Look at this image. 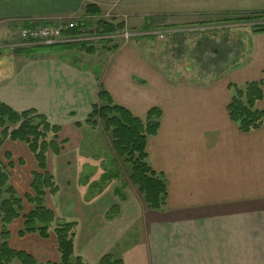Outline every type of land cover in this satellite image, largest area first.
I'll return each mask as SVG.
<instances>
[{"label":"crops","instance_id":"1","mask_svg":"<svg viewBox=\"0 0 264 264\" xmlns=\"http://www.w3.org/2000/svg\"><path fill=\"white\" fill-rule=\"evenodd\" d=\"M223 3L229 5L230 14H264V0ZM88 5L97 6L100 14L86 15ZM138 16L128 15L121 0H0V34L14 23L58 24L77 18L90 27L99 20L123 23L125 28L150 24ZM150 25L154 28L138 30L135 41L116 49L94 55L60 50L27 61L29 67L37 66L30 75L24 72L22 85H13L12 97L1 87L14 80L15 71L2 72L8 64L0 69L1 102L16 112L34 107L60 127L62 151L47 157L57 192L47 195L45 204L58 219L77 223L74 253L87 264H99L108 254L123 264H264V122L243 133L227 112L232 86L264 85V31L241 27L238 59L219 73L194 80L193 73L186 78L168 74L153 54L152 37L158 40L161 32L170 33L173 24ZM101 89L113 104L141 120L153 108L161 111L158 131L146 142L149 166L166 181L167 197L160 211L148 209L131 185L122 190L112 182L90 195L104 172L96 178L87 169L100 168L104 158L97 161L99 156L84 149H104L106 136L84 122L93 105L103 104L98 99ZM30 92L37 93L40 102L31 101ZM256 109L264 111V96ZM0 163L16 195H31L32 174L38 166L28 147L5 141ZM23 206L26 215L32 206L26 201ZM112 210L115 215L110 216ZM22 226V218L9 225L10 249L31 256L37 264H58L52 231L47 239L38 234L20 236Z\"/></svg>","mask_w":264,"mask_h":264},{"label":"trees","instance_id":"2","mask_svg":"<svg viewBox=\"0 0 264 264\" xmlns=\"http://www.w3.org/2000/svg\"><path fill=\"white\" fill-rule=\"evenodd\" d=\"M99 14L100 11L97 6L88 5L86 7V15L95 17ZM260 16H264V14ZM123 29H125L123 23L113 24L99 20L89 34L103 38V40H110L108 37ZM254 31H264V24ZM85 34L86 32L73 30L65 33L64 36L73 40ZM206 43L209 42L206 41ZM52 47H60L61 50L76 49L88 55L96 53L94 46L88 42L64 43L46 48ZM116 48V46L110 47V49ZM214 54L216 55L215 57L212 56L210 63H214V66H220L219 69L222 71L227 65L223 64L222 66L220 59L225 61L224 59L230 52L227 48L220 47ZM96 76L98 77V73ZM231 88L232 97L227 108L230 120L243 133L259 129L264 122V111L257 110L256 103L263 99L264 85L250 83L244 87L232 86ZM98 99L103 104L92 106L91 113L84 122L85 125L92 128L97 127L105 135L110 136L113 152L130 166L127 179L129 185L139 191L148 209L162 210L167 197L166 181L162 174H157L149 166L146 154L147 139L157 133L161 111L153 108L148 111L145 120H141L134 117L125 108L113 104L108 94L102 89L98 94ZM75 125L81 127L80 123ZM0 130V148L7 140L21 142L28 147L38 166V172L32 174V194L25 196V198H19L9 184V174L5 166L0 163V264H12L14 261H18L20 264H37L31 256L23 252L13 251L9 247L10 232L8 227L20 218L23 220V226L19 232L20 236L38 234L47 239L50 237V231H52L60 255L58 264H87L74 253L77 223L58 219L54 211L45 204L47 195L52 196L57 192L54 178L47 171V157L50 153L59 155L62 151L64 142L58 141L60 127L49 123L46 116L35 109L16 112L0 101ZM106 175L101 177L99 183L91 186V197L101 193L104 187L117 177V173L115 176ZM118 195L123 197L120 192ZM23 201L32 206L31 211L26 215H23ZM114 210L110 216L115 215ZM99 264L123 263L108 254L101 259Z\"/></svg>","mask_w":264,"mask_h":264},{"label":"rangeland","instance_id":"3","mask_svg":"<svg viewBox=\"0 0 264 264\" xmlns=\"http://www.w3.org/2000/svg\"><path fill=\"white\" fill-rule=\"evenodd\" d=\"M211 1L212 0H121L122 7L128 12V15L135 13L139 15V19L146 18L147 20L145 22H149L150 24L163 23L164 21L173 24L169 26L170 29L172 28L170 33L161 32L160 34H162V36L156 35L158 38L163 37L160 38V40H157L156 37H152L154 39H152L151 42L155 47L152 49L154 51L153 54L164 64L168 74L176 73L183 78L193 77L194 74V80H202L201 77H203L204 74L206 76H212L213 71H220V66H214V63H210V59L216 55L214 52L220 47L227 48L230 52L226 59H224L225 61L220 59L222 66L223 64L227 65L225 69L238 59V53L241 49L239 41L241 27L255 30L264 24V16H260L261 14H230L229 12L232 10L228 9V4L226 7L224 6L223 0L222 4L219 2L216 6L215 3H211ZM233 6L230 7L233 9ZM198 8H201V11H199ZM108 15L109 20L113 19V15ZM46 24H54V26H56L55 23ZM46 24L34 23L31 25H34V27H41ZM150 24H145L144 27L137 26L119 30L115 35L113 34L108 37L111 41L94 37L93 34H91V36L90 34L83 35V38L86 39V42L94 46L96 52H100L110 49V47L113 46L117 47L118 45L135 41V39H137L136 34L141 33L140 31L138 32V30H144V28L148 26L153 27ZM155 27L161 28L160 26ZM20 29L21 27L14 23L11 24V28L8 32L4 33V35L0 34V69L2 70L3 65L8 64V66H4L5 68L2 72H6L8 68L15 72L21 71V74H17V77L14 72V80L10 84L3 87L0 86L4 88L6 96L9 95L10 97L13 95V85H22L24 72L26 71V74L30 75V71H33L37 66L36 63H32L29 67L26 65L27 61L39 59L42 54L61 50L60 47L46 48L39 44H26L22 42L19 39ZM126 34L128 35L127 37L125 36ZM206 41L209 43L207 44ZM214 49L215 51H213ZM94 64L99 65V60H95ZM25 65L26 67L24 68ZM98 67H95L96 73L98 72ZM3 79V77H0V82ZM26 86L30 87L32 84L27 83ZM29 99L36 103L40 102V97L35 92H30ZM30 108L34 109V107H29L28 109ZM96 132L99 134V131ZM105 136L106 140L104 144L106 147H104V149H95L92 146H88V144V148L84 149H90L91 151L88 152L90 155L99 156L95 158L97 161L100 159L101 162L102 157L104 158L100 168H95L93 166L87 169V171L89 170L90 175L92 174L96 176V178L99 176V172H104V174H107L106 176H108V174L115 176L117 173V177L112 182L118 183V186L124 190L129 186L127 179L129 177L130 166L115 155V152L112 150L110 136ZM98 179L101 180L100 178ZM112 185L113 184H111V186Z\"/></svg>","mask_w":264,"mask_h":264},{"label":"built area","instance_id":"4","mask_svg":"<svg viewBox=\"0 0 264 264\" xmlns=\"http://www.w3.org/2000/svg\"><path fill=\"white\" fill-rule=\"evenodd\" d=\"M31 24L34 23L20 22L18 25L21 27L19 39L26 44H39L50 47L64 43L85 42L86 40L82 36L73 40L64 36L65 33L73 30L83 31L86 27V21L82 18L67 20L55 24L56 26L45 23L46 25H42L41 27H34ZM125 36L127 37L128 35L126 34Z\"/></svg>","mask_w":264,"mask_h":264},{"label":"bare ground","instance_id":"5","mask_svg":"<svg viewBox=\"0 0 264 264\" xmlns=\"http://www.w3.org/2000/svg\"><path fill=\"white\" fill-rule=\"evenodd\" d=\"M128 34H129V33H128ZM8 43H9V42H8ZM8 45H9V44H8ZM8 45H7V46H8ZM15 46H16V45H15ZM4 47H5V46H4ZM21 49H22V48H21ZM18 50H19V49H18Z\"/></svg>","mask_w":264,"mask_h":264}]
</instances>
